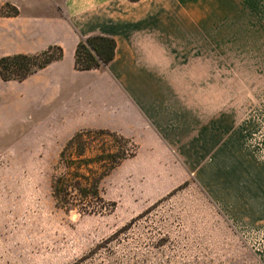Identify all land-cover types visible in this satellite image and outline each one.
<instances>
[{
    "label": "rangeland",
    "instance_id": "obj_1",
    "mask_svg": "<svg viewBox=\"0 0 264 264\" xmlns=\"http://www.w3.org/2000/svg\"><path fill=\"white\" fill-rule=\"evenodd\" d=\"M201 11L158 68L165 144L11 109L0 264H264V0Z\"/></svg>",
    "mask_w": 264,
    "mask_h": 264
},
{
    "label": "crops",
    "instance_id": "obj_2",
    "mask_svg": "<svg viewBox=\"0 0 264 264\" xmlns=\"http://www.w3.org/2000/svg\"><path fill=\"white\" fill-rule=\"evenodd\" d=\"M7 3L19 14L0 15V58L53 45L64 55L22 81L0 76L1 130L9 129L11 109H19V118L31 115L34 123L66 116L72 125L129 132L146 146L166 143L170 93L156 86L164 83L158 68H169L171 39L181 41L202 18V0H0V8ZM92 35L115 38V58L79 70L78 43Z\"/></svg>",
    "mask_w": 264,
    "mask_h": 264
},
{
    "label": "trees",
    "instance_id": "obj_3",
    "mask_svg": "<svg viewBox=\"0 0 264 264\" xmlns=\"http://www.w3.org/2000/svg\"><path fill=\"white\" fill-rule=\"evenodd\" d=\"M137 2L139 0H130ZM5 8L9 9L5 11ZM19 14V9L9 3L0 8V15L15 16ZM117 41L115 38L105 35H92L81 39L76 49V68L79 70L98 69L107 66L116 55ZM64 50L60 46H50L45 51L35 54H14L0 58V76L5 81H22L29 75L45 68L55 60L63 57ZM110 132V131H108ZM77 133L76 136H79ZM72 139V140H73ZM57 190V189H56ZM95 197H100V193L95 191ZM84 196H91L84 194Z\"/></svg>",
    "mask_w": 264,
    "mask_h": 264
}]
</instances>
